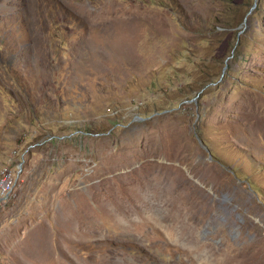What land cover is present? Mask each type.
Masks as SVG:
<instances>
[{
  "label": "rangeland",
  "instance_id": "obj_1",
  "mask_svg": "<svg viewBox=\"0 0 264 264\" xmlns=\"http://www.w3.org/2000/svg\"><path fill=\"white\" fill-rule=\"evenodd\" d=\"M5 166L0 264H264V0H0Z\"/></svg>",
  "mask_w": 264,
  "mask_h": 264
},
{
  "label": "built area",
  "instance_id": "obj_2",
  "mask_svg": "<svg viewBox=\"0 0 264 264\" xmlns=\"http://www.w3.org/2000/svg\"><path fill=\"white\" fill-rule=\"evenodd\" d=\"M16 184V174L9 166L0 169V199L6 198Z\"/></svg>",
  "mask_w": 264,
  "mask_h": 264
},
{
  "label": "water",
  "instance_id": "obj_3",
  "mask_svg": "<svg viewBox=\"0 0 264 264\" xmlns=\"http://www.w3.org/2000/svg\"><path fill=\"white\" fill-rule=\"evenodd\" d=\"M255 3H256V2H255ZM201 142L204 143L203 140H201ZM204 146L208 149V146H207L206 144H204ZM211 155H212V154L210 153V156H211Z\"/></svg>",
  "mask_w": 264,
  "mask_h": 264
}]
</instances>
